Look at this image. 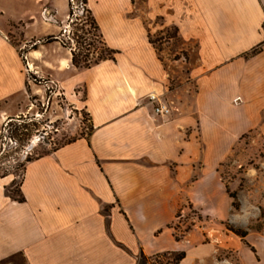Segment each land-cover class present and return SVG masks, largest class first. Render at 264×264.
<instances>
[{
	"label": "crops",
	"instance_id": "1",
	"mask_svg": "<svg viewBox=\"0 0 264 264\" xmlns=\"http://www.w3.org/2000/svg\"><path fill=\"white\" fill-rule=\"evenodd\" d=\"M86 5L115 57L79 68L65 48L46 61L45 75L87 111L92 130L26 162L23 199L11 198L0 219V259L22 253L27 264H138L142 252L185 251L188 236L174 233L183 200L204 212L201 197L220 196V167L240 140L252 131L264 136V0L144 1L149 20L175 26L196 46L197 60L171 66L151 42L158 30L138 1ZM8 21L24 22L0 4L4 119L20 114L31 91ZM39 43L37 52L46 46ZM151 94L170 112L156 113ZM190 255L181 264H191Z\"/></svg>",
	"mask_w": 264,
	"mask_h": 264
},
{
	"label": "rangeland",
	"instance_id": "2",
	"mask_svg": "<svg viewBox=\"0 0 264 264\" xmlns=\"http://www.w3.org/2000/svg\"><path fill=\"white\" fill-rule=\"evenodd\" d=\"M136 1L145 15L146 0ZM0 4L8 16L24 20L8 21L6 31L26 62L31 88L28 103L18 116L4 119L0 115L2 219L11 198L21 195L20 184L28 159L50 153L92 130L87 111L72 105L46 77L51 66L46 61L63 57L68 49L83 68L110 57L111 52L84 0H63V9L59 0H0ZM145 17L150 27H157L158 31L150 38L166 65L171 66L172 60L180 58L187 62L197 60L196 46L184 42L175 26L163 27L161 19L153 21ZM32 18L36 20L25 23ZM40 41L46 46L37 52ZM28 56L35 58L30 59L32 64ZM185 70L181 69L183 73ZM173 71L176 72V66ZM220 175L223 183L220 196L212 200L201 197L204 212L189 199L183 200V206L176 212L174 233L179 239L188 236L182 246L191 254V264H264V136L258 131L246 133L220 167ZM227 190L237 193L239 209L233 207ZM228 227L247 230L246 240ZM160 261L173 264L172 255ZM150 263L158 264V261ZM0 264H27V261L22 253H14L0 259Z\"/></svg>",
	"mask_w": 264,
	"mask_h": 264
},
{
	"label": "trees",
	"instance_id": "3",
	"mask_svg": "<svg viewBox=\"0 0 264 264\" xmlns=\"http://www.w3.org/2000/svg\"><path fill=\"white\" fill-rule=\"evenodd\" d=\"M84 1L86 3V0H84ZM150 40H151V38H150ZM151 42H153V41H151ZM108 49L111 52V55L108 58H114L115 57V54H116V50L110 49L109 47H108ZM108 58H105V59H108ZM72 61H73V64L76 67H79L77 65V62H76L75 54L74 53H73ZM88 67H90V66H85L83 68H88ZM32 159H34V158H30V159H28V161H30ZM227 192H228L230 198H232V201H233L232 202V205H233V207L235 209H239L240 208V203H239L238 198H237V193L236 192H230L229 190H227ZM15 199L22 200L23 197H22V195H20L19 198H15ZM228 229L234 231L235 234H237L243 240H246V237L248 235V231L247 230H245V229L234 230L233 228H229V227H228ZM176 238H178V236H176ZM168 255H172L173 264H181L182 260L186 257V252L185 251H171V252H165V253H158V254H155V255H153L151 257L146 256L142 252L141 255H140V258H139V264H146L145 263L146 261L149 262L147 264H152V263H150V261H158V264H164L160 260H164V261L167 260ZM167 263H169V261Z\"/></svg>",
	"mask_w": 264,
	"mask_h": 264
},
{
	"label": "built area",
	"instance_id": "4",
	"mask_svg": "<svg viewBox=\"0 0 264 264\" xmlns=\"http://www.w3.org/2000/svg\"><path fill=\"white\" fill-rule=\"evenodd\" d=\"M151 102L155 104L154 106V111L158 114H166L170 112V107L168 106L167 103L163 102L162 100L159 99V97L155 94H151L149 96Z\"/></svg>",
	"mask_w": 264,
	"mask_h": 264
}]
</instances>
